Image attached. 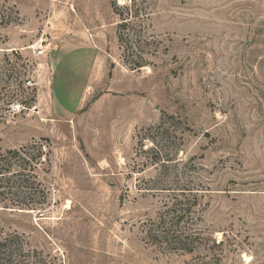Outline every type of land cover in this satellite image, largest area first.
Here are the masks:
<instances>
[{
	"label": "rangeland",
	"instance_id": "1",
	"mask_svg": "<svg viewBox=\"0 0 264 264\" xmlns=\"http://www.w3.org/2000/svg\"><path fill=\"white\" fill-rule=\"evenodd\" d=\"M139 7L0 0V264H264V0Z\"/></svg>",
	"mask_w": 264,
	"mask_h": 264
},
{
	"label": "trees",
	"instance_id": "2",
	"mask_svg": "<svg viewBox=\"0 0 264 264\" xmlns=\"http://www.w3.org/2000/svg\"><path fill=\"white\" fill-rule=\"evenodd\" d=\"M147 0H128V2L122 6L119 3V0H112V6L114 13L117 14L121 18L119 21V26L127 28L131 25L130 22H132V18L134 15L139 16L143 13V15L147 16L146 9L140 8L139 5L146 3ZM126 9L127 11L123 10ZM123 39V37L120 35V40ZM29 147V146H28ZM27 146L22 147L18 150H6L3 151L0 149V207H15V208H28L36 207L38 205L43 204L45 201H41V199H32L29 203H26L23 200H17L13 202H7L5 199L7 198L6 195H21L23 191L22 188L28 189V186H24L23 183L25 182L22 177L25 176L24 171L26 168V163H16L15 161L22 160L23 162L28 161L27 154L29 151V148ZM31 154V153H30ZM36 157L32 154L30 155L31 161L35 159ZM25 164V167H23ZM31 171H33V168H31ZM34 174V173H32ZM33 175H31L32 177ZM35 182V181H33ZM35 184V183H34ZM39 192H43L39 190ZM37 194V193H36ZM45 196V195H44ZM45 198V197H44ZM178 201V200H177ZM176 204H183L182 201L177 202ZM179 218H177V221L179 222ZM168 233V232H167Z\"/></svg>",
	"mask_w": 264,
	"mask_h": 264
},
{
	"label": "built area",
	"instance_id": "3",
	"mask_svg": "<svg viewBox=\"0 0 264 264\" xmlns=\"http://www.w3.org/2000/svg\"><path fill=\"white\" fill-rule=\"evenodd\" d=\"M45 52L44 49H39L38 54H43Z\"/></svg>",
	"mask_w": 264,
	"mask_h": 264
}]
</instances>
